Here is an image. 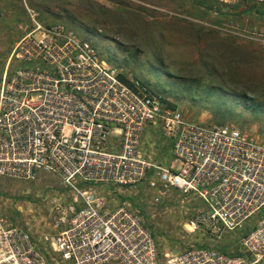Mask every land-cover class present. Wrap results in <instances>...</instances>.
Segmentation results:
<instances>
[{"label": "built area", "instance_id": "1", "mask_svg": "<svg viewBox=\"0 0 264 264\" xmlns=\"http://www.w3.org/2000/svg\"><path fill=\"white\" fill-rule=\"evenodd\" d=\"M127 1L157 10L138 0ZM217 1L223 7L242 1L264 4ZM209 25L238 39L264 41V32L256 29ZM81 50L86 56V47ZM87 58L97 76L116 83L114 72ZM68 66H76V61L69 59ZM45 73L44 80L55 83L44 85L53 100L38 107L50 109L44 113L56 124L55 130L48 140H38V150L22 152L28 157L15 159L12 154L0 159V177L28 180L43 171L58 178L60 188L52 201L50 230L38 238L0 210V264H264L263 142L230 125L188 121L138 83L136 92L119 84L112 90L114 99L108 98L107 89L101 120L92 118L84 126L72 120L74 115L88 110L95 115L99 104L85 100L76 87L59 84L66 81L61 70ZM8 93L7 89L0 105L4 147L34 134L18 126L16 119L13 128H1L9 113ZM65 93L68 101L62 100ZM23 117L24 124L31 118L37 124L35 117ZM158 124L171 140L172 160L167 164L143 153L147 128ZM66 125L73 127V139L63 135ZM80 133L85 137H77ZM110 139L118 141V150L110 148ZM147 196L150 206L178 200L187 210L184 231L200 239L187 242L180 252L160 253L136 205V199L143 204ZM227 234L230 237L224 238Z\"/></svg>", "mask_w": 264, "mask_h": 264}, {"label": "rangeland", "instance_id": "2", "mask_svg": "<svg viewBox=\"0 0 264 264\" xmlns=\"http://www.w3.org/2000/svg\"><path fill=\"white\" fill-rule=\"evenodd\" d=\"M138 1L157 10L127 0H0V105L9 91L5 109L9 113L1 128L10 129L16 119L18 126L34 130L28 141L6 147L0 142V159L12 154L15 159L26 158L22 152L38 150V140H48L54 132L56 124L44 113L50 109L38 105L53 100L44 85L55 83L46 82L44 76L56 69L66 80L59 84L76 87L85 100L100 106L95 115L91 110L74 115L72 120L84 126L92 118L101 120L107 89L108 98L114 99L112 90L119 84L136 92L138 83L188 121L230 125L264 143V41L238 39L209 25L264 32V4L242 1L223 7L217 0ZM184 5L188 11L181 9ZM85 47L86 56L81 50ZM88 56L114 72L116 83L97 76ZM69 59L76 66H68ZM61 97L69 99L67 93ZM26 115L35 117L37 124L31 118L24 119L25 125L21 120ZM73 132V127L64 126L63 135L73 139ZM142 144L147 159L163 164L172 160L171 140L159 124L147 128ZM109 146L118 150L119 143L110 139ZM59 188V179L43 171L28 180L0 177L1 214L38 238L50 230V210ZM148 201V196L143 204L136 199V205L143 210L160 253L180 252L187 242L200 239L184 231L187 210L178 200L158 206Z\"/></svg>", "mask_w": 264, "mask_h": 264}, {"label": "crops", "instance_id": "3", "mask_svg": "<svg viewBox=\"0 0 264 264\" xmlns=\"http://www.w3.org/2000/svg\"><path fill=\"white\" fill-rule=\"evenodd\" d=\"M181 9H183L184 11H188L187 5L181 6Z\"/></svg>", "mask_w": 264, "mask_h": 264}]
</instances>
